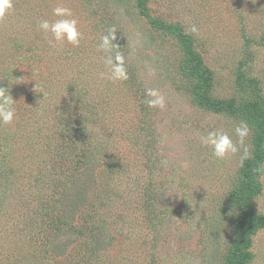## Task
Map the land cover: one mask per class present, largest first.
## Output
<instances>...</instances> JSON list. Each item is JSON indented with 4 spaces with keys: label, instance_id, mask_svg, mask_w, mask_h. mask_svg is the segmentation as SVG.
<instances>
[{
    "label": "rangeland",
    "instance_id": "rangeland-1",
    "mask_svg": "<svg viewBox=\"0 0 264 264\" xmlns=\"http://www.w3.org/2000/svg\"><path fill=\"white\" fill-rule=\"evenodd\" d=\"M57 4L78 19L79 47L36 30ZM113 25L126 81L100 76ZM0 87L17 103L0 125V264H227L246 161L215 159L200 137L235 139L245 119L256 149L264 0H14L0 19ZM146 87L164 110L145 106ZM249 253L264 264V228Z\"/></svg>",
    "mask_w": 264,
    "mask_h": 264
},
{
    "label": "clouds",
    "instance_id": "clouds-1",
    "mask_svg": "<svg viewBox=\"0 0 264 264\" xmlns=\"http://www.w3.org/2000/svg\"><path fill=\"white\" fill-rule=\"evenodd\" d=\"M14 9V0H0V19H3ZM53 16L56 19H40L36 22V30L47 37L51 34L55 45L64 43L73 47H79L83 34L79 30V21L75 18L71 8L63 4H57L53 9ZM190 33L197 34L199 28L193 24L189 29ZM117 28L115 25L107 29L106 34L101 36L97 45V51L103 53V63L106 72H101V78L110 79L113 82L126 81L128 69L124 52L121 51L116 43ZM148 75L155 76L156 70L148 68ZM143 103L149 109L164 110L166 108V97L158 88L146 87L144 90ZM16 101L10 93L0 87V125H12L16 119ZM252 133V127L245 119H241L234 127V135L230 136L222 129L208 131L206 135L200 137L202 146L210 149L213 157L223 161L234 156L239 159L241 164L245 161L254 160V153L250 144L247 143ZM253 174L258 182L264 184V162H258L253 168ZM258 199V198H257Z\"/></svg>",
    "mask_w": 264,
    "mask_h": 264
},
{
    "label": "trees",
    "instance_id": "trees-1",
    "mask_svg": "<svg viewBox=\"0 0 264 264\" xmlns=\"http://www.w3.org/2000/svg\"><path fill=\"white\" fill-rule=\"evenodd\" d=\"M233 114L231 107L220 108ZM255 108L252 109V111ZM260 119V127H263L262 135L254 151V160L246 161L243 166V181L240 188L232 193V203L243 212L242 236L238 244L234 246L227 264H247L252 259L249 250L253 243V238L264 228V217L258 216L254 210V201L262 192L261 183L253 174V168L258 162H264V122Z\"/></svg>",
    "mask_w": 264,
    "mask_h": 264
}]
</instances>
